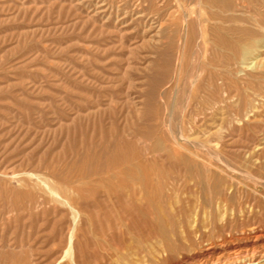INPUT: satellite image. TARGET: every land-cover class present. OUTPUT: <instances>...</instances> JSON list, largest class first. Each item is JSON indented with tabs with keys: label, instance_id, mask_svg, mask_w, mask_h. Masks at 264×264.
<instances>
[{
	"label": "rangeland",
	"instance_id": "obj_1",
	"mask_svg": "<svg viewBox=\"0 0 264 264\" xmlns=\"http://www.w3.org/2000/svg\"><path fill=\"white\" fill-rule=\"evenodd\" d=\"M219 195L264 226V0H0V264L170 262Z\"/></svg>",
	"mask_w": 264,
	"mask_h": 264
},
{
	"label": "bare ground",
	"instance_id": "obj_2",
	"mask_svg": "<svg viewBox=\"0 0 264 264\" xmlns=\"http://www.w3.org/2000/svg\"><path fill=\"white\" fill-rule=\"evenodd\" d=\"M248 50H249L248 46L240 45V47H239L240 56H244L248 52ZM173 138H174V136H173ZM204 172H206V171H204ZM184 186H186V185H183V187ZM174 189H172L170 191H173ZM178 190H179V188L177 187V189H175V191H178ZM231 196L232 195H230V196L229 195H227V196L219 195V196H216V198L209 199L207 202L208 213H207V218H205V219H200L199 214H198V211L200 210V208L205 207L204 206L205 203L203 206L199 205V207L196 209L197 210V212H196L197 224L194 228L195 230H193V231L196 232V234L200 238L201 242H203V243L205 242V244H203L204 246L201 245L199 247V249L194 251L189 256H178L175 259L172 258L173 259L172 261L163 262L162 264H243V263L251 264V262H253V261H256L255 264H258L260 259L262 257H264V226H262L257 221L256 222L253 221L254 220L253 219L251 223L249 221L250 224L247 228L240 230L237 233H234V232L230 231L231 230L230 228H227L228 219L222 218L223 220L217 222L218 219H217L215 209H216V207H218L219 203L223 202L225 209H231L234 212L236 211V206L234 205L233 197H231ZM172 197H173V195L171 193L167 194V195L165 194L164 196L160 197V201L162 200L163 205L167 206L164 203L168 201V203L171 204L172 203V200H171ZM175 197H177V202L183 201V199L181 198V196L178 192H176ZM235 199H236V197H235ZM245 201L248 202L249 198H246ZM150 202H151L152 209L155 212H157V206L154 204L153 201H150ZM237 204H238L237 207L242 209L241 203H237ZM212 205L215 207H213ZM244 212H245V210H243L242 213L240 214L242 217L246 214ZM167 225L163 224L161 219H158L157 225L154 226L153 232H152L156 236H158L157 238H159V240H160L159 246L156 248V251L162 255H165V258L167 256H169L170 253L174 252L176 250V248H178L180 245H181V247H183L182 241H180V237H178L179 236L178 233L175 232V226L173 224H170L168 227ZM181 226H183V225H181ZM186 229L187 230H185V229L183 230L184 239H186L189 242L190 240L187 239V234H189L190 232H189L188 228H186ZM188 254H189V252H188ZM170 257H168V258L170 259Z\"/></svg>",
	"mask_w": 264,
	"mask_h": 264
}]
</instances>
